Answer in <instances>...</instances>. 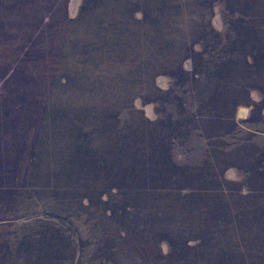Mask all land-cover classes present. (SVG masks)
<instances>
[{"label": "rangeland", "instance_id": "obj_1", "mask_svg": "<svg viewBox=\"0 0 264 264\" xmlns=\"http://www.w3.org/2000/svg\"><path fill=\"white\" fill-rule=\"evenodd\" d=\"M0 264H264V0H0Z\"/></svg>", "mask_w": 264, "mask_h": 264}, {"label": "trees", "instance_id": "obj_2", "mask_svg": "<svg viewBox=\"0 0 264 264\" xmlns=\"http://www.w3.org/2000/svg\"><path fill=\"white\" fill-rule=\"evenodd\" d=\"M189 75H191V78H192V80L193 81H196V78H198L201 74L199 73V71L197 72V71H195V68H193V71L192 72H189L188 73ZM227 117H228V115H227ZM230 118V117H229ZM226 120H227V118H225ZM230 119H232V118H230ZM84 156H89V154H87V153H84ZM105 160V159H104ZM103 161V160H102ZM111 161V160H110ZM110 161H103L106 165V167H108V163L110 162ZM109 164H113V162H110ZM95 166H101V164H94V165H92V168L93 167H95ZM110 167V166H109ZM89 168H91V167H89ZM84 179V178H83ZM105 180V179H104ZM103 180V181H104ZM98 182V181H97Z\"/></svg>", "mask_w": 264, "mask_h": 264}]
</instances>
